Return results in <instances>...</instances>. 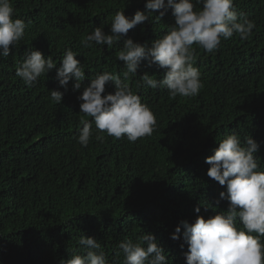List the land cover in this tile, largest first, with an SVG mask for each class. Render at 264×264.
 I'll return each mask as SVG.
<instances>
[{
	"label": "trees",
	"instance_id": "obj_1",
	"mask_svg": "<svg viewBox=\"0 0 264 264\" xmlns=\"http://www.w3.org/2000/svg\"><path fill=\"white\" fill-rule=\"evenodd\" d=\"M11 3L13 18L27 27L20 44L0 57V264H61L73 250L86 251L78 244L82 235L97 239L109 264H121L119 243L135 242L143 233L155 236L168 264H186L183 228L173 240L175 228L228 207L220 198L226 186L207 176L205 163L219 141L232 133L242 142L251 136L264 170V0H234L236 10L255 23L247 40L234 34L211 53L194 45V66L203 83L198 95L172 98L166 88L137 87L145 72L155 79L166 73L147 61L125 81L156 116L151 136L129 142L105 134L101 143L94 135L87 147L77 142L81 119H92L80 113L83 88L73 91L70 80L65 91L56 69L28 87L16 67L34 49L51 56L58 68L71 48L85 69L83 86L104 71L122 77L126 68L116 57L124 39L150 47L174 25L172 10L159 21L154 12L110 49L84 48L81 41L94 28L110 34L117 11L124 9L127 17L147 12L146 0ZM51 90L64 92L60 104L51 99ZM114 90L106 84L105 94Z\"/></svg>",
	"mask_w": 264,
	"mask_h": 264
},
{
	"label": "clouds",
	"instance_id": "obj_2",
	"mask_svg": "<svg viewBox=\"0 0 264 264\" xmlns=\"http://www.w3.org/2000/svg\"><path fill=\"white\" fill-rule=\"evenodd\" d=\"M145 8L147 12L137 10L132 17H127L124 9L117 11L112 17L110 34L103 27H96L81 41L84 48L96 44L110 49L130 29L149 21L154 12H159L155 16L159 21L170 8L174 25L152 41L150 47L132 38L124 39L116 57L126 68L123 78L121 74L104 71L83 86L85 69L71 48L64 52L58 68L51 56L45 58L34 49L26 52L16 67V76L28 87L35 86L41 77L56 69L58 84L65 91L70 80H74L73 91L83 88L78 96L80 113L92 119H81L78 125L77 142L82 147H87L94 135L96 141L103 143L105 134L116 139L126 137L129 142L153 134L155 114L125 82L137 75L142 61H147L149 67L166 69V73L162 79H155L145 72L137 87L166 88L172 98L193 97L203 88L200 72L194 66L195 47L211 53L222 39L238 34L247 40L255 28L246 13L236 10L234 0H146ZM13 17L11 0H0V57H8L11 48L19 45L25 36V21ZM108 83L114 85V94H105ZM50 94L55 103H61L64 92L51 90ZM258 150L259 145L251 136L242 142L240 135L232 133L219 141L214 154L205 158V163L210 165L207 176L226 186V193L221 192L220 198L228 201V207L207 219L198 215L193 223L182 221L175 228L173 240L180 239L183 228L181 247L186 244L188 248L186 264H264V170L255 155ZM194 210L199 213L200 206ZM78 244L86 251L73 250L71 257L61 264H109L96 238L82 235ZM118 248L123 254L121 264H168L165 250L152 233H143L135 242L121 241Z\"/></svg>",
	"mask_w": 264,
	"mask_h": 264
}]
</instances>
